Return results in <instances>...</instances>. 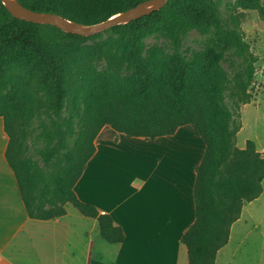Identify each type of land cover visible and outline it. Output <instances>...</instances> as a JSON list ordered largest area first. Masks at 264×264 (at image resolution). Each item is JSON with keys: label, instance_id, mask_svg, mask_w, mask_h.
<instances>
[{"label": "trees", "instance_id": "16d2710c", "mask_svg": "<svg viewBox=\"0 0 264 264\" xmlns=\"http://www.w3.org/2000/svg\"><path fill=\"white\" fill-rule=\"evenodd\" d=\"M17 1L90 25L145 0ZM222 6V0H167L138 19L81 36L15 18L0 0V117L9 138L6 160L30 218L62 217L68 204L96 219L108 243L122 242L124 233L111 216L80 201L73 190L94 153L96 135L108 125L130 137L154 139L191 125L205 151L195 168V219L181 242L187 264H215L243 204L261 196L264 179V156L255 143L235 145L239 105L252 99L255 79L243 11L257 10L264 19V6L259 0H234L223 12ZM191 30L206 35L201 47H184ZM81 102L84 125L75 155L51 182L46 167L64 148V131H72L71 113ZM42 105L49 116L41 124L43 169L20 157L17 141L19 128Z\"/></svg>", "mask_w": 264, "mask_h": 264}, {"label": "crops", "instance_id": "0c3cea01", "mask_svg": "<svg viewBox=\"0 0 264 264\" xmlns=\"http://www.w3.org/2000/svg\"><path fill=\"white\" fill-rule=\"evenodd\" d=\"M8 142L0 117V264L188 263L181 237L195 219V168L205 151L191 125L154 139L108 125L96 135L73 190L111 216L124 233L120 243L104 240L96 219L72 217L67 209L62 217L30 218L6 160Z\"/></svg>", "mask_w": 264, "mask_h": 264}, {"label": "rangeland", "instance_id": "374dc122", "mask_svg": "<svg viewBox=\"0 0 264 264\" xmlns=\"http://www.w3.org/2000/svg\"><path fill=\"white\" fill-rule=\"evenodd\" d=\"M259 1L264 6V0ZM229 2L234 0H222V12L225 8L224 4ZM243 13L241 28L249 50L256 59L255 79L251 86L252 99L247 104L239 105L237 118L239 128L235 133V145L243 149L246 142L251 140L255 143L256 150L264 156V19L257 10H245ZM205 36L198 30L189 31L184 38V47L186 49L201 47ZM150 41L160 40L153 38ZM233 101L235 99L229 97L227 103L232 105ZM71 115L69 112L63 114L65 120L68 118L73 120L72 131L66 129L64 131V148L46 167L51 182H54L56 173L66 164L68 157L75 155L78 132L84 125L82 102ZM48 121L49 116L44 113L42 105L17 132L20 157L35 162L41 169L44 165L39 151L45 146V140L41 136V124ZM262 189L259 201L243 204L240 217L232 224L228 242L221 249L216 264H264V179ZM66 209L70 216L82 218L72 206L66 204Z\"/></svg>", "mask_w": 264, "mask_h": 264}, {"label": "water", "instance_id": "95a60500", "mask_svg": "<svg viewBox=\"0 0 264 264\" xmlns=\"http://www.w3.org/2000/svg\"><path fill=\"white\" fill-rule=\"evenodd\" d=\"M167 0H145L125 11L118 12L110 18L95 24L82 25L68 20L56 13L39 12L22 7L17 0H1L8 12L15 18L34 23L55 26L66 33L88 36L106 30L114 25L125 24L138 19L152 11L160 9Z\"/></svg>", "mask_w": 264, "mask_h": 264}]
</instances>
